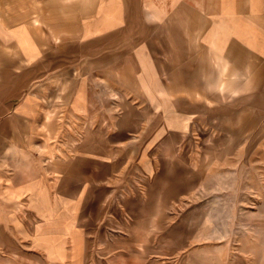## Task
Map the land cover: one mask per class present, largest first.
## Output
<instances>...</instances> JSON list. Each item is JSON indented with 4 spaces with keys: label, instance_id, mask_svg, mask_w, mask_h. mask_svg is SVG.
Segmentation results:
<instances>
[{
    "label": "crops",
    "instance_id": "crops-1",
    "mask_svg": "<svg viewBox=\"0 0 264 264\" xmlns=\"http://www.w3.org/2000/svg\"><path fill=\"white\" fill-rule=\"evenodd\" d=\"M264 144V0H0V264H250L209 178Z\"/></svg>",
    "mask_w": 264,
    "mask_h": 264
},
{
    "label": "rangeland",
    "instance_id": "rangeland-1",
    "mask_svg": "<svg viewBox=\"0 0 264 264\" xmlns=\"http://www.w3.org/2000/svg\"><path fill=\"white\" fill-rule=\"evenodd\" d=\"M239 144L240 159L224 160L211 171L209 200L229 217L224 228L235 234V250L250 264H264V144Z\"/></svg>",
    "mask_w": 264,
    "mask_h": 264
}]
</instances>
